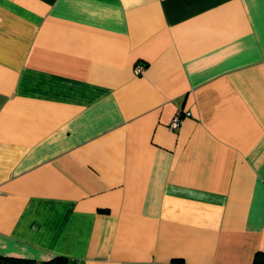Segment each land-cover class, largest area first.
Segmentation results:
<instances>
[{"label":"crops","instance_id":"obj_1","mask_svg":"<svg viewBox=\"0 0 264 264\" xmlns=\"http://www.w3.org/2000/svg\"><path fill=\"white\" fill-rule=\"evenodd\" d=\"M258 253L264 0H0V255Z\"/></svg>","mask_w":264,"mask_h":264},{"label":"trees","instance_id":"obj_2","mask_svg":"<svg viewBox=\"0 0 264 264\" xmlns=\"http://www.w3.org/2000/svg\"><path fill=\"white\" fill-rule=\"evenodd\" d=\"M70 260L63 257H54L46 261H35L22 258L5 257L0 255V264H69ZM252 264H264V254L258 253Z\"/></svg>","mask_w":264,"mask_h":264},{"label":"built area","instance_id":"obj_3","mask_svg":"<svg viewBox=\"0 0 264 264\" xmlns=\"http://www.w3.org/2000/svg\"><path fill=\"white\" fill-rule=\"evenodd\" d=\"M144 71V65L138 63L134 67V72L136 74H141ZM191 112L188 110H183L182 108H178L173 116L171 117V120L168 124V129L170 131H176L180 127V125L183 123L184 119L191 117ZM69 264H80L78 261H70Z\"/></svg>","mask_w":264,"mask_h":264}]
</instances>
